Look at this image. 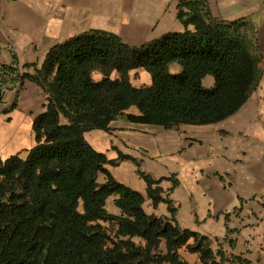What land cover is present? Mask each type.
Segmentation results:
<instances>
[{"label": "trees", "instance_id": "obj_1", "mask_svg": "<svg viewBox=\"0 0 264 264\" xmlns=\"http://www.w3.org/2000/svg\"><path fill=\"white\" fill-rule=\"evenodd\" d=\"M178 19L184 32L142 47L95 30L52 47L34 74L21 73L15 53L11 65L0 67V102L27 81L47 95L33 122L36 145L25 157L0 156V264H189L181 251L197 255L200 264H250L215 251L218 240L183 229L172 201L163 198V180L145 173L139 161L123 154L110 161L86 139L88 132H109L121 118L167 130L218 124L258 90L264 56L254 20L218 19L208 0H179ZM138 70L151 76L150 86L133 85L131 73ZM209 76L211 89L204 86ZM133 107L139 115L127 114ZM17 108L18 100L10 110ZM124 160L139 167L148 198L156 208L167 204L171 218L148 215L146 198L113 177L108 166ZM111 198L120 216L108 211Z\"/></svg>", "mask_w": 264, "mask_h": 264}, {"label": "crops", "instance_id": "obj_2", "mask_svg": "<svg viewBox=\"0 0 264 264\" xmlns=\"http://www.w3.org/2000/svg\"><path fill=\"white\" fill-rule=\"evenodd\" d=\"M208 1L218 19L254 18L235 15L244 10V0H217V4ZM178 2L0 0V67L11 65L15 53L21 67L37 64L40 69L52 47L95 30L114 33L132 47H142L169 33L184 32L185 27L178 19ZM234 5H240L239 9L229 11ZM261 34L260 30V47ZM261 68L263 78L258 90L236 115L218 124L182 125L167 130L121 118L111 124L109 132L86 133L91 146L110 161L118 160L120 154L133 157L145 173L163 180L160 185L163 198L172 201L183 229L218 240L213 245L215 251L221 249L227 257H242L250 264H264V63ZM178 70L174 68L175 72ZM137 75L143 83L133 80ZM94 79L100 81L102 75L97 73ZM131 81L136 87H144L151 85L152 78L138 70L131 73ZM214 85L213 77L204 80L206 88ZM25 95L33 100L28 112H36L38 97L46 96L38 85L27 81L20 90L5 91L0 110L16 99L21 107ZM127 114L140 112L133 107ZM4 120L0 127V156L5 160L27 147L34 119L17 115L18 121L12 125ZM108 170L118 182L146 198L144 209L148 215L171 218L167 204L154 207L148 198V185L133 161H121L116 167L108 166ZM100 181L104 182V177ZM114 201L115 198L108 201V211L120 216ZM228 229L233 233L228 235ZM183 257L190 264H200L197 255L186 253Z\"/></svg>", "mask_w": 264, "mask_h": 264}, {"label": "rangeland", "instance_id": "obj_3", "mask_svg": "<svg viewBox=\"0 0 264 264\" xmlns=\"http://www.w3.org/2000/svg\"><path fill=\"white\" fill-rule=\"evenodd\" d=\"M35 1H39V0H35ZM213 1V4H217L218 1L217 0H212ZM245 1V8L242 12H238L236 13L235 15L236 16H245V15H251L253 16V20L260 26V30L262 31V34H261V37H262V46H261V53L263 54L264 56V0H244ZM218 6L220 7V3L218 4ZM239 6L240 5H234V6H231L229 11L231 10H238L239 9ZM264 63V59H263V62ZM35 65V64H34ZM36 67L35 68H25L24 66H19L20 67V70H21V73H28V72H31V73H35V70L38 68L37 64L35 65ZM41 68V66H40ZM133 80L140 84V83H143V79L141 78V76H134L133 77ZM145 86V85H143ZM18 100V99H16ZM16 100L14 102H16ZM33 100L32 98L28 97V95H25L24 98H23V101L21 100V103H22V106L19 107L15 110H10L11 109V106L10 105L8 108H6L5 110L1 111L0 110V127L2 125V119L5 121L6 124L8 125H12L13 123H15L16 121V118H17V115L19 116H23L25 118H28L30 120L31 119H34L36 118V116H39L41 113H43L45 111V106L47 105V95H42V96H39L38 97V109H36L37 111L36 112H28V108L31 107V104H32ZM19 103V101H18ZM18 112V113H17ZM16 126V124H14V126H12L11 128V132H12V129ZM22 127L24 129L25 128V125L23 123ZM33 127V125H32ZM10 129V128H9ZM7 129V130H9ZM2 130V128H0V131ZM24 136L26 137V131H24ZM31 140L29 141V144L27 145V147L25 149H23L21 151V155L22 156H26L27 155V151L32 149L35 145H36V142H35V136H34V133L33 131L31 132ZM82 210V207L81 209ZM110 231L113 233L114 230L112 229V227H110ZM135 242L137 244H141L142 242L139 240V239H136ZM220 249H216V251H219ZM161 252L162 253H166V245L163 244L162 248H161ZM187 252L186 251H181V256L182 258L185 260V258L183 257L184 254H186ZM186 261V260H185ZM188 262V261H186ZM189 263V262H188ZM190 264V263H189ZM197 264V263H196Z\"/></svg>", "mask_w": 264, "mask_h": 264}]
</instances>
